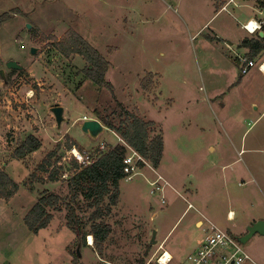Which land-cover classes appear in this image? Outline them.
<instances>
[{
	"label": "rangeland",
	"instance_id": "obj_1",
	"mask_svg": "<svg viewBox=\"0 0 264 264\" xmlns=\"http://www.w3.org/2000/svg\"><path fill=\"white\" fill-rule=\"evenodd\" d=\"M219 10L216 0H0V17L12 16L0 27V172L20 187L9 200H0V264H158L168 248L160 243L175 224L168 239L184 246L172 262L179 264L204 236L193 229L194 220L220 221L226 229L230 223L225 217L223 226L221 213L236 210V201L250 199L264 207L252 182L253 177L261 187L264 182V77L257 68L242 75L232 58L242 53L241 23L255 9L242 4L231 7V14ZM70 32L111 64L106 80L114 94L87 79L82 57L66 58L56 49ZM215 33L226 41L214 40ZM263 60L264 55L254 59ZM11 62L23 69H8ZM149 74L152 85L144 92L142 81ZM242 76L255 84L237 85ZM118 103L156 124L165 144L161 166L155 170L147 163L120 183L119 204L104 220L112 233L103 255L89 237L84 242L67 228L65 210L33 235L24 218L37 199L46 190L68 193L64 182L32 183L33 173L39 174L38 166L66 137L90 155L101 144L103 151L118 144L108 128L93 140L80 127L85 117L116 116ZM56 107L65 111L60 127L52 112ZM30 135L42 148L16 160V149ZM70 151L62 155L63 165L74 160ZM62 173V180L71 175ZM159 176L168 184L153 193L150 184ZM90 214L82 215L85 221ZM243 233L233 229L236 237ZM263 245L264 237L257 235L243 246L253 256Z\"/></svg>",
	"mask_w": 264,
	"mask_h": 264
},
{
	"label": "trees",
	"instance_id": "obj_2",
	"mask_svg": "<svg viewBox=\"0 0 264 264\" xmlns=\"http://www.w3.org/2000/svg\"><path fill=\"white\" fill-rule=\"evenodd\" d=\"M242 2L253 1L257 9L264 10V0H239ZM15 14V12H13ZM9 14L0 17V27L9 18ZM264 33V20L262 21ZM56 49L66 58L78 55L88 63L85 69L87 79L98 88H107L114 94L113 85L106 80V75L111 64L103 55L94 48L85 38L76 32L67 33L63 40L55 44ZM242 47L249 50L247 58L257 59L264 55V37L256 40H247ZM240 63L239 60L237 62ZM240 65V64H239ZM150 76L142 81V89L148 92L152 85ZM120 113L112 118L97 115L106 128L118 135L123 142L138 153L151 167L157 170L164 155V138L161 133L156 134V124L146 121L136 114L131 113L122 104L118 103ZM66 142H59L54 150L48 153L43 162L38 166L37 173L32 175V183L57 184L64 182L68 193L49 192L40 196L33 208L24 218L28 230L37 235L47 229L55 218V213L67 212V228L79 239L85 242L86 237L92 236L95 250L101 255L105 251V243L109 239L112 228L104 222L105 218L112 215L120 200V183L127 178L124 172V160L128 155L126 145L119 142L109 147L106 151L95 149L91 164L79 165L75 160L69 164L62 163L63 154L76 148L84 152L83 148L73 139L66 137ZM42 148L41 141L33 135L20 143L14 153V158L23 161ZM140 163V168H145ZM65 170L71 174L67 180H62ZM33 184V185H34ZM20 190L6 173L0 172V200H9ZM91 212L87 221L83 214ZM90 225V232H87ZM239 239V238H237ZM76 261L80 258L77 252L73 253ZM144 264V263H141Z\"/></svg>",
	"mask_w": 264,
	"mask_h": 264
},
{
	"label": "built area",
	"instance_id": "obj_3",
	"mask_svg": "<svg viewBox=\"0 0 264 264\" xmlns=\"http://www.w3.org/2000/svg\"><path fill=\"white\" fill-rule=\"evenodd\" d=\"M262 22L250 20L243 28L251 33L258 34L262 32ZM240 70L243 75L248 74L250 69L255 68L256 64L254 60H249L246 56L239 57ZM262 68V67H261ZM89 118H83V121H89ZM121 142V140H120ZM123 143V142H121ZM128 147V146H127ZM131 151L124 160V172L127 175V180H131L133 176L138 175L140 171L139 164L143 163L147 165V162L134 150L128 147ZM100 150H105V144L100 145ZM68 157L73 158L77 163L82 166H87L92 162V156L87 152H80L76 148H73L68 152ZM162 182V183H161ZM154 189L153 193L162 192L166 185L164 179L159 176L157 180L150 184ZM162 203H165V199L162 197ZM203 229V240L201 244L192 250L179 264H245L251 261L250 256L244 249L243 244L239 240L231 235L228 231L219 228L214 223L207 221L205 225H201ZM163 246H161V249ZM168 252L162 251L160 257H158V264H172L173 257Z\"/></svg>",
	"mask_w": 264,
	"mask_h": 264
},
{
	"label": "crops",
	"instance_id": "obj_4",
	"mask_svg": "<svg viewBox=\"0 0 264 264\" xmlns=\"http://www.w3.org/2000/svg\"><path fill=\"white\" fill-rule=\"evenodd\" d=\"M217 2H218V5H219V7H220V10L218 11V14H221V13H223V12H225V13H229V14H231V10H230V8L231 7H233V9H235V8H237V7H239V8H241L242 7V4H251L252 5V7L255 9V12H253V14L252 15H250V16H248V18L247 19H245L244 21H242V23H241V28H240V31L241 32H243V33H245V35L243 36V42H246L247 40H255L254 38H256L257 36L258 37H261L262 38V35H261V33H263V32H259L258 34H251V33H249V32H247L244 28H243V26L248 22V21H250V20H253V21H257V22H259V23H261L263 20V18H262V16H264V10H260V9H257L256 7H255V3L253 2V1H247V2H242V1H238V2H236L235 0H216ZM238 25H240V23L238 24ZM218 34L217 33H215V38H213L214 40H225L226 41V39H224V38H222V37H218L217 36ZM228 40V39H227ZM229 46L230 47H232L233 46V43H230L229 44ZM239 48H240V51L242 52V53H240L239 55H235V58L232 56V58L233 59H235L236 60V58H237V61H238V57H244V56H247V54H248V49H246V48H244V47H241L240 45H239ZM226 50H227V52H229L231 55H232V52H231V50L229 49V48H226ZM255 62V64H256V66H255V68H257L258 69V71L260 72V73H262V74H260V75H262L263 77H264V71H263V64H264V60L262 61V62H256V61H254ZM240 64V63H239ZM240 67V66H239ZM262 67V68H261ZM255 68H252V69H250V71L251 70H253V69H255ZM249 71V72H250ZM249 72H248V74H249ZM150 73H153V72H150ZM243 75V74H242ZM247 75V74H246ZM249 77V76H248ZM248 77H245V76H242V78L241 79H239L238 80V83H237V85H241V84H244V87H247V86H251L252 84H255V83H253V81L251 80V79H248ZM245 79V80H244ZM243 82H245V83H243ZM221 94V92H219V95ZM160 95H161V92L159 91V97H160ZM219 95L217 96V97H219ZM225 95V94H224ZM221 96V95H220ZM253 105H255V104H253ZM256 110H258L257 108H256ZM65 112V111H64ZM90 119V118H89ZM115 136L118 138V142L117 143H119L120 142V138H119V136L118 135H116L115 134ZM77 143H78V141L75 139V138H73ZM79 144V143H78ZM80 145V144H79ZM81 146V145H80ZM164 150H165V144H164ZM212 150V149H211ZM213 151V150H212ZM163 157H164V155H163ZM163 160V159H162ZM162 163V162H161ZM161 166V165H160ZM226 167L224 166L223 167V170L225 169ZM162 177V176H161ZM163 178V177H162ZM164 179V178H163ZM164 181H165V183L166 184H168V182H166V180L164 179ZM252 182H255L256 184H258V188H259V191H260V196H261V199H262V201H263V206H264V182L262 183V187H261V185H259V183L256 181V178L255 177H253V181ZM165 187H166V185L164 186V189H165ZM235 205H236V210H234V209H229L227 212H222L221 214L223 215V219L221 220V221H224V218L226 217L227 218V220H228V222L230 223V224H228L227 225V228L226 229H223V230H225V231H228L231 235H233L234 237H236V235H234L233 234V229L234 230H237V229H240L241 231H244L245 233H243V235H241V236H238V237H236V238H241V237H244L248 232H247V229H248V227L249 226H251L253 223H256V222H259V221H263L264 222V210H262V209H264V207H262V206H257L256 205V203L254 202V201H251L250 199L249 200H244V202L243 201H236L235 202ZM262 210V211H261ZM236 211V212H235ZM186 213V212H185ZM185 213L182 215V216H184L185 215ZM181 219H182V217H181ZM205 219V218H204ZM204 219L202 220V219H196V220H194V225H193V229H198L199 231H202L203 232V229L201 228L202 226L201 225H205V223L207 222V221H209V220H205L204 221ZM211 222V221H210ZM214 222V221H213ZM212 222V223H213ZM227 222V223H228ZM216 223V222H215ZM214 223V224H215ZM219 224H221L222 225V223L219 221L218 222ZM218 223H216L215 225H217ZM219 224L217 225L218 227H219ZM220 225V226H221ZM176 226V224L174 225V227ZM223 226H226V223H225V221H224V224H223ZM174 227L172 228V230L169 232V233H167L165 236H164V238H163V240H162V242L160 243V244H164V247H166L167 246V244H168V248L166 249V252H168V254L169 255H171L172 257H173V261H176V259H175V256H176V254L178 253L176 250H177V248H179V246L181 245L180 244V242L178 241L177 243H175V242H171V241H169L170 239H168L169 238V236H170V234L172 233V231H173V229H174ZM219 228H221V227H219ZM157 234H158V231H157ZM257 236V235H256ZM255 236V237H256ZM261 236V235H260ZM90 237V236H89ZM262 237H264V236H262ZM156 238L157 237H155V240H156ZM202 240H203V235H200L199 237H198V240H196L195 242V244L191 247L192 248V250H194L195 248H197L200 244H201V242H202ZM251 240V239H250ZM156 242H157V240H156ZM171 242V245H169V243ZM249 242V241H248ZM248 242L246 243V244H248ZM181 248L183 249L184 248V246H183V244L181 245ZM245 249V248H244ZM168 250V251H167ZM191 250V251H192ZM246 251V250H245ZM247 252V251H246ZM247 254H248V252H247ZM249 255V254H248ZM250 256V258H251V261H248V262H246L245 264H264V245H263V248H262V252H261V254H257V255H253V256H251V255H249Z\"/></svg>",
	"mask_w": 264,
	"mask_h": 264
},
{
	"label": "water",
	"instance_id": "obj_5",
	"mask_svg": "<svg viewBox=\"0 0 264 264\" xmlns=\"http://www.w3.org/2000/svg\"><path fill=\"white\" fill-rule=\"evenodd\" d=\"M261 35L262 37H264V33H261ZM7 68L12 69V70H17V71H21L23 69V67L19 66L18 64L14 62L9 63ZM0 76L4 77L3 71L0 72ZM52 112L54 114L57 125L60 127L62 122L64 121V118H63L64 109L62 107H56V108H53ZM80 127H81L82 132L93 140L98 139L99 136L106 129V127L100 121L95 120V119L81 122ZM247 232L248 233L244 237H241L238 239L239 242L243 245H245L250 239H252L256 235L264 236V222L259 221V222L253 223L251 226L248 227ZM155 237H156V232L153 233L152 244H156ZM80 248H81V243L79 244V247L77 250L79 257L81 256Z\"/></svg>",
	"mask_w": 264,
	"mask_h": 264
},
{
	"label": "bare ground",
	"instance_id": "obj_6",
	"mask_svg": "<svg viewBox=\"0 0 264 264\" xmlns=\"http://www.w3.org/2000/svg\"><path fill=\"white\" fill-rule=\"evenodd\" d=\"M263 71H264V64H263ZM88 241H89L90 245H92L94 243L93 238L91 236L88 238ZM167 258H169V254L167 255Z\"/></svg>",
	"mask_w": 264,
	"mask_h": 264
}]
</instances>
